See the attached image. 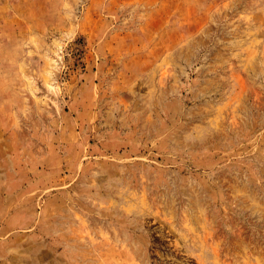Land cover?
Listing matches in <instances>:
<instances>
[{
    "label": "rangeland",
    "instance_id": "1",
    "mask_svg": "<svg viewBox=\"0 0 264 264\" xmlns=\"http://www.w3.org/2000/svg\"><path fill=\"white\" fill-rule=\"evenodd\" d=\"M0 264H264V0H0Z\"/></svg>",
    "mask_w": 264,
    "mask_h": 264
}]
</instances>
